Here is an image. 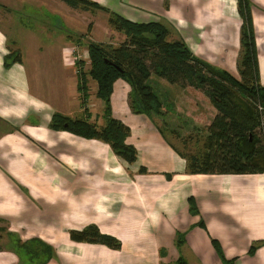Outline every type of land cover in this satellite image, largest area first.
<instances>
[{
  "label": "crops",
  "instance_id": "obj_1",
  "mask_svg": "<svg viewBox=\"0 0 264 264\" xmlns=\"http://www.w3.org/2000/svg\"><path fill=\"white\" fill-rule=\"evenodd\" d=\"M88 1L130 22H160L170 26L169 40L182 39L195 56L213 66L227 68V72L233 74L230 67L239 49L241 27L236 0ZM0 2V220L10 223H7L6 230L0 224V232L5 230L4 234L0 233V264H159L156 250L166 245L170 252L163 259L166 264L174 263L179 257L187 264H222L211 240L217 243L228 262L264 264V245L252 257L248 255L250 247L264 243V175H186L185 161L178 154L183 153L153 135H145L144 138L152 148L150 158L154 159L157 167L148 165L152 162L147 153L146 160L140 154L144 151L145 142L134 141L132 131L137 124L144 132L149 131L148 126H152L142 115H126L128 107L125 98L129 88L121 80L114 81L112 85L109 98L111 114L129 129L126 144L133 146L137 152L136 165L147 167L150 175L132 180L126 178L130 185H125L132 196L126 198L121 194L126 165L122 166L106 146L48 129L53 109L30 92L24 58H31L34 67L46 63L44 65L50 68L49 62L54 59L48 58L49 55L42 56V51L55 50L58 52L55 55L58 59L55 60L57 73L62 77L59 81H63L71 68L60 67L62 56L71 58L72 62L84 59L73 57L76 41L71 34L68 36L55 26V19L68 20L72 25V19L77 17L81 23L85 21L86 31L89 11L106 21L104 16H100L104 14L107 18L105 13L93 9H71L59 0ZM248 2L252 6L256 33L260 83L264 86V63H261V57L264 61V0ZM24 3L34 7L36 12L44 7L45 12L56 17L49 22L45 17L40 22V26L44 27L41 31L15 28L10 16L11 9L15 8V4ZM19 16L35 18L25 14ZM97 25L100 26L93 24ZM78 28L77 32L80 30ZM105 30L111 29L107 26ZM62 33L65 35L62 36ZM9 51H16L19 60L4 70L3 59ZM35 51H38L37 55L24 54ZM37 86L38 90L42 89L40 84ZM168 87L176 89L177 86ZM68 88V95H73L75 80ZM182 91L184 94L180 96ZM182 91L177 97L178 106L175 104L173 114L176 110L178 114L190 116L198 128L202 122L205 123L202 128L209 127L216 115L215 110L209 107L211 110L197 120L191 114L194 112L188 111V108L193 111V107L185 103L190 96L187 92L192 91L197 98L192 99L194 110L199 112L195 101L200 100V92L190 88ZM74 97L71 104L66 101L69 96L61 97L64 99L65 113L74 115L80 111L78 97ZM202 136L204 138V134ZM194 138L195 135L192 137L195 141ZM93 144L100 147L96 154L89 150L95 147ZM52 148L58 149L54 156L58 164L55 165L49 160V149ZM190 148L187 147V151H191ZM197 150L201 151V148L187 154ZM84 160L88 164H84ZM3 172L20 187L30 191L37 202H27ZM153 174L171 175L172 179L167 182L164 175L159 177ZM137 178L139 185L144 187L140 192ZM77 186L82 187L80 196L98 201L97 210L91 206L79 208L72 199L67 202V192L64 190L71 193L72 188ZM142 195L146 198L147 206L143 205ZM189 199L196 205L197 216L189 214ZM80 212L83 213V223L76 219L79 227L74 226L77 227L75 231L94 226L100 235L117 240L119 251H111L100 245L72 243L68 236H63L72 230L61 228V223L72 216L76 218ZM200 223L204 230L197 227ZM175 232L185 233L186 236L185 245L176 252L178 256L173 257L171 250ZM17 241L25 244V249H18Z\"/></svg>",
  "mask_w": 264,
  "mask_h": 264
},
{
  "label": "trees",
  "instance_id": "obj_2",
  "mask_svg": "<svg viewBox=\"0 0 264 264\" xmlns=\"http://www.w3.org/2000/svg\"><path fill=\"white\" fill-rule=\"evenodd\" d=\"M59 1L71 9H93L105 13L107 26L122 35V41L115 46L92 41L86 43L87 68H78L75 72V90L80 111L71 118L53 113L48 124L50 131L64 132L84 141L102 144L127 167L134 165L136 150L126 144L129 129L115 119L110 111L112 85L114 81L121 80L129 88L126 98L129 113L142 115L150 122L160 118L163 129L157 127L156 132L162 138L163 131H170L175 140L183 139L181 143L176 141L186 149L189 143L187 140L192 139V134L198 138L204 134L201 148L202 152L206 150L204 154L201 151L193 154L178 153L186 162V175H264V86L260 83L254 25L248 0H236L241 19L240 49L236 64L238 78L195 56L182 39L169 40L170 26L160 22H130L88 0ZM18 60V53L9 51L3 59V67ZM73 65L82 67L80 61ZM150 76L160 78L170 86L200 92L216 112L210 126L199 129L193 125L188 131L192 136L186 135L184 131L169 129V120L171 122L175 119L173 110L168 111L167 106L146 83ZM87 80L95 84L93 96L102 103L101 117L91 113L88 107ZM97 119L102 122L100 126ZM137 174L144 175V169L139 168ZM164 178L171 181L172 176L164 175ZM188 205L189 214L197 216L192 199L188 200ZM197 227L204 230L202 223ZM4 232L2 230L0 233ZM67 235L72 243L100 245L111 251L120 249L117 240L100 235L93 226L81 231H68ZM185 236V233L175 235L178 252L185 245ZM17 245L18 249L26 247L18 241ZM211 245L222 264H234V261L228 262L223 258L215 241L211 240ZM263 245H253L248 255L252 257ZM174 264L187 263L179 257Z\"/></svg>",
  "mask_w": 264,
  "mask_h": 264
},
{
  "label": "rangeland",
  "instance_id": "obj_3",
  "mask_svg": "<svg viewBox=\"0 0 264 264\" xmlns=\"http://www.w3.org/2000/svg\"><path fill=\"white\" fill-rule=\"evenodd\" d=\"M31 7H29V5L27 3H24V4L18 5V6H17V4H15V8L11 9L10 16L12 17L11 19H12V22H13L15 28H20V29H24V30H26V29H28V30L34 29V30H40L41 31V30L44 29V27H41L42 25L40 26V22H42L45 17H46L45 19H46L47 22H49L52 19V17L54 19L56 17V16H51L49 14V12H45L46 10H45L44 7L42 8V10H39L38 12L35 11L34 7H32V8ZM251 7L252 6H250V12H251ZM0 10H1V8H0ZM18 12H20V13H18ZM24 14L28 15V16H31V17H35V18L34 19L33 18L26 19V18H23V17L19 16V15H24ZM74 14L75 15H77V14L79 15L80 13H74ZM100 16H104L105 19H106V16L104 14H100ZM251 16H252V14H251ZM39 17H41V18H39ZM76 18L74 17L72 19V21H71L72 25L69 24L70 22H68V20L65 21V20H62L60 18H56L54 24H55V26H58L60 29H62L63 32H66V34L68 36L71 34V36L74 39V41H76V44H74L75 46H73V47H75V49L73 51V57L76 58V56H77L79 58L84 59L83 61L81 59L79 60L81 62L82 67L73 65L74 62H76V61L72 62L71 58L70 59L68 57L64 58L62 56V58H61L62 62L60 61V67H62V66L65 67L66 66L68 69L69 68H71V69H69L68 74L66 75V77H63L64 80L63 81H59V78H62V77H59L58 73H57V68L58 67H57L56 61H58V59H56L55 55H57L58 52H55V50L48 51V52L42 51V53H43L42 56L49 55L50 57H48V58L54 59V60L49 62L50 63V68H47L44 65L46 63H42L40 66H35V67L32 66L34 61L31 58L25 57L24 61H23L24 65L26 66L25 69L27 71V76H28V81H29V86H30V92H32L34 95H36V97L41 102L44 101L45 103H47L50 106V109L51 110L53 109L54 113L63 115L65 117H70V118L74 117L77 113L74 114V115L72 113H70V112L65 113L64 109L66 107L64 106V99H62V98L65 97V95L69 96V98L66 101L69 104H71L73 102V100L75 99L74 96H77V92H75V89H73V95H71V94L68 95V93H69L68 86H71L74 83L75 72L77 71L78 68H80L81 70L82 69L85 70L87 68V63H86V60L84 58L85 57L84 48H85L86 43L89 42V41H92V42H96V43H108V44H111V45L115 46V45L119 44L122 41V35L114 33L111 30H109V31L105 30V27H107V25H105L106 21L103 20L102 18L98 17L97 13H93L92 11H89L88 24H89L90 27L86 31H85V21H82V23H81V21L76 19ZM94 23L95 24L97 23L100 26H98V25L97 26H93ZM78 27H80L79 32H77V29H79ZM61 35L63 36L65 34L62 33ZM255 38H256V33H255ZM255 42H256V40H255ZM239 49H240V45H239ZM239 49H238V52H237L236 56L234 57V63L231 64V67H230L232 69V73H233L232 75L237 77V78H238V74H237L236 64H237ZM36 52H38V51H35V52H24V54L28 53L30 55H32V54L37 55ZM257 59H258V51H257ZM261 63L262 64L264 63L262 57H261ZM9 67L10 66L4 68V70L5 69L7 70ZM216 67H218V66H216ZM258 67H259V63H258ZM67 68H65V69H67ZM218 68H220V67H218ZM220 69L225 70V71L228 70L227 68H220ZM86 83H87L86 88L88 90L87 104L89 105V106L88 105L87 106L91 109V113H96L98 116L101 117L102 103L98 99H95L94 96H93L94 95L93 93H94V90H95V84L92 81H90V80H87ZM146 83L151 87L152 91L157 96V98H159L162 101V103H164V105L167 106L168 111L171 112L172 110H174L175 106L178 103L177 97L179 96V94L182 91V89H178L177 87H176V89H174L175 87L174 88L168 87V84L164 80H162L160 78H156L154 76H150ZM37 84L38 85L40 84V86L42 88L41 90H38ZM66 85H68L67 88H65ZM22 92L24 94V90L23 89H22ZM183 94H184V91L181 92L180 96H182ZM187 94L190 95V96L188 98V101H186L185 104L188 105L189 107H193V111L190 110L189 108H188V111L189 112H194V113H191V114L197 120L200 117H203L206 114L205 112H208V110H211V108H209L210 105L207 102L208 101L207 98H205L202 94L199 96L200 100L195 101V102L198 103L197 106H195V107L199 108V112L196 111V109L194 110V106H193L192 102H193L194 99H197L196 95H194L192 93V91L187 92ZM72 97H74V98H72ZM126 98H127V96H126ZM126 98H125V101L127 100ZM75 102H78V101L76 100ZM110 111H111V106H110ZM128 113H129L128 110H126V115L127 116H129ZM175 114H174L175 119L174 120L172 119L171 122L169 120V122H168L169 123V125H168L169 127L168 128L169 129L180 130L182 132L184 131V133L186 135L190 136L191 134L188 131L190 129H192L193 125L195 124L193 122L192 118L190 116H188V117H190V118H188L185 115L183 116L182 114H178L176 112V110H175ZM179 115H182V116H179ZM144 118H146V117H144ZM169 118H171V117H169ZM97 123H98L99 126L102 124L100 119H97ZM148 123H149L150 126H154L156 129L153 128V127H149L148 126L149 131H145L144 132L142 127H139V125L137 124L136 127L133 128L135 130L131 129V130H133L132 131V139H134V141L135 140L139 141L138 143H140L141 141L145 142V138H144L145 135H147V137L150 136V135H153V137H159L167 146H171L172 149L178 150L179 152H182L183 154L190 153L191 151H193V149H195V148L196 149H200L203 146V142H204L203 139L204 138L195 137L194 138L195 141L193 139L190 140V142L188 143V146H187V147H191L190 148L191 151L190 150L187 151V148L183 149L182 145H180V143H181V141L183 139H181V140L176 139V140H178L180 142V143H178V141H176L175 138L172 137V135L170 134V131H163L162 132V136L164 138L161 137L159 132H156L157 127H159V128L161 127L162 128V122H161L160 118H154V120H152V122H150V120H148ZM121 124H123V123H121ZM125 124H127V123L125 122ZM204 124L205 123L202 122V124L200 125L201 128H202V126ZM192 135H194V134H192ZM93 145L95 147L93 149H89V150L92 151L94 154H96L97 153L96 152L97 148L100 149V147L95 145V144H93ZM143 145H144V151L141 152L140 154L142 155L143 159L146 160L147 156H149V158H150L149 152L152 151V148H150V146L146 142ZM89 147L91 148L92 145H89ZM57 151H58L57 148L49 149V153L51 155L49 160L53 163V165L58 164L56 159H55V157H54L55 153ZM197 151H200V150H197ZM146 153H147V156H146ZM94 154H93V157H95ZM136 160H138V155L136 157ZM149 160L152 163L149 162L148 165H152L154 168H156L157 164H154L155 163V161H153L154 159L150 158ZM80 163L81 162H79V164ZM83 163L84 164H88L87 160H84ZM121 164H122V166H124V164L122 162H121ZM185 166H186V162H185ZM185 166H184V168H185ZM88 167L86 168L87 171H88ZM124 167H125L124 169H126V170H124L125 171L124 174H126V175H125V177L123 175L125 183L121 187L122 188V191H121L122 193L121 194L124 195V196L126 195V198H129V195L130 196H132V195L129 194V189L125 185L126 183L128 184V182H129L126 178L132 180V178L134 179L135 177L139 178V177L150 176V175L146 171L148 169L145 166H144V168H146V169L142 168V169H144L145 174L144 175H138L137 171L141 167L138 164L136 165V162H135L134 165H132L130 167H127V166H124ZM25 168H27V166H25ZM70 172H71V170H70ZM3 175H4L5 178H7L8 181H10V183L13 184L14 188L17 191L19 190V192L24 195V197L27 199V202H29L31 204H34V203L37 202L36 199L35 200L33 199L34 197H33V195L31 194L30 191H28V190L26 191V189L20 187V185L13 178L9 177L4 172H3ZM160 175H167V174H153V176H159V177H160ZM138 178L136 180L137 185L140 184V180ZM73 180H75V178H73ZM90 181L92 183H94L92 180H90ZM132 182H134V180ZM167 182H170V181H167ZM128 185H130V184H128ZM139 186L140 187H138V192H140V190H144V187H142L143 185H139ZM146 188H148V187H146ZM79 189H81V190L77 192V190H79ZM64 191L67 192V197H66L67 202L69 201V199H72L73 202H74V205H77L79 208H81V207L86 208L87 206H91V208H94L95 210H97V207H98V201L97 200H96V202H93L91 200V197L90 198H87V197L85 198L84 196H80V194L82 193V187H80V186L73 187L72 190H71V193L68 192L66 189ZM137 199L140 202V199L139 198H137ZM141 199L143 200V203H144L143 205L147 206L148 203L145 200L146 198L143 195H142ZM95 204H96V206H95ZM81 214H83V213L80 212V214H78V216L76 218H75V216H72L67 221H65L64 223H61L63 225V227H61V228L65 227V228H67L69 230H72V231L77 230V227H79V226H78V222L76 221V219L83 223V220L81 218ZM7 223H9V222H4V221L0 222V224H2L3 227H4L3 229H5V230L7 229V225H8ZM74 226H77V227H74ZM87 227H89V226H87ZM0 230H1V228H0ZM181 234H183V233H181ZM60 235H62V234H60ZM2 236H4V235H2ZM26 236H28V235H26ZM63 236L67 237L68 235L64 233ZM166 244L167 243H165V245ZM171 252H172L171 255L173 257L178 256L177 255L178 250L175 247V238L173 239V247H172ZM169 254H170V252L167 249V245L165 246V248L157 249L156 250V255H159V261H160L159 264H166V261L163 262V259L167 258V256ZM54 258H55V256H54ZM174 263H169V264H174Z\"/></svg>",
  "mask_w": 264,
  "mask_h": 264
}]
</instances>
